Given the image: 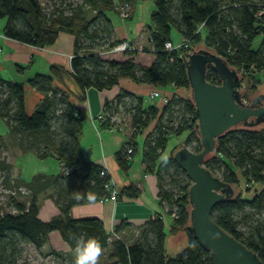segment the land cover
<instances>
[{"label":"trees","instance_id":"1","mask_svg":"<svg viewBox=\"0 0 264 264\" xmlns=\"http://www.w3.org/2000/svg\"><path fill=\"white\" fill-rule=\"evenodd\" d=\"M131 2L82 0L83 5L93 11L92 16L86 18L80 5L65 12L47 10L40 0H0V21H4L3 34L8 38L41 48L52 44L59 31L73 35L69 71L51 64L48 74H35L28 79L27 84L42 95L29 115L23 109V83L0 75V117L6 124L5 136L10 144L18 152L29 151L38 159L52 157L61 162V170L56 175L37 173L28 182L17 176L16 184L24 186L28 198L26 201L10 198L9 209L2 211L0 208V264H18L22 244L30 243L40 248L52 230H57L72 249L76 247L75 238L82 234L98 239L103 250L109 248L108 261L104 264H212L208 251L201 248L187 230V245L174 255L166 254L164 223L158 213L140 226V238L129 244L121 239L109 241V235L96 218H71L68 215L72 205L88 201L86 198L74 199V191L93 193L99 200L108 196L104 185L110 182L106 173L100 174L101 165L85 161L81 156L78 140L82 116L69 101L72 93L68 84L78 87L76 98L79 101L84 99L87 88L109 89L122 77L158 88L171 85L188 89L184 60L190 48L199 44L240 71L250 87L264 84V0H151L153 9L145 27L147 43L141 51L152 56L147 65L135 60L138 50L123 51L122 59H108L100 54L121 41L113 34L108 14L113 11L117 15L116 6L122 3L129 6ZM171 29L188 48H164V42H172ZM256 36L261 38L257 47L252 48ZM27 65H15V69L22 71ZM205 78L211 83L219 82L211 69L206 71ZM52 79L61 83L64 90L52 87ZM119 107L128 114L127 137L132 149V153L127 154L128 143L123 142L115 151L119 169L126 172L135 151L136 136L154 122L143 139L141 159L156 174L158 199L165 206V214L172 217L173 227H184L188 220L186 191L191 182L171 159L172 152L179 146L173 147L162 160L159 155L168 136L182 131H187L183 145L195 152L200 149L190 99L173 94L158 109L153 105L144 106L140 95L120 89L102 106L100 122L103 127H114L111 117L117 114ZM3 146L0 135V148ZM202 164L232 188L239 189L240 185L238 193L234 192L231 198L213 206L210 216L264 263V184L260 189L250 191L253 184L262 183L264 179V122L251 127L238 125L219 135L214 151ZM10 165L0 161V168L10 169ZM48 188L52 190L57 213L42 221L37 216L36 202L38 194ZM137 193L135 188L127 186L114 199L135 197ZM125 226L123 221L119 222L113 233Z\"/></svg>","mask_w":264,"mask_h":264},{"label":"crops","instance_id":"2","mask_svg":"<svg viewBox=\"0 0 264 264\" xmlns=\"http://www.w3.org/2000/svg\"><path fill=\"white\" fill-rule=\"evenodd\" d=\"M129 7V14L124 19H120L115 13L108 14L113 26V34L115 38H126L134 45L146 44L145 27L149 22V14L153 9L152 2L151 0H132ZM3 23V20L0 21V75L11 81L23 83V109L25 114L29 115L42 95L27 84L28 79L35 74H48V67L51 64L62 66L69 71L73 35L65 31H59L52 44L38 48L4 36ZM170 38L174 41L173 43L180 41V36L174 30L173 33L172 31L170 32ZM151 59V55L147 59L139 56L135 58L137 62L143 65H147ZM15 65H27V67L22 71H17ZM260 85L264 86V84ZM51 86L64 90V86L56 79H52ZM154 88L156 86L153 84L135 83L128 78L122 77L118 78L117 84L109 89L98 91L92 87L87 88L84 92V99L79 101L76 98V95L79 94L78 87L73 83L68 84V89L72 93L69 101L74 104L82 116L78 145L83 160L101 165L109 176L112 188L117 193L127 186H131L138 191L135 197L121 200L96 199L95 203H89L88 201L76 203L70 207L68 215L71 218H96L102 224L104 232L109 235V241L121 239L124 243L129 244L140 238V226L154 213H158L164 223V250L166 254L171 256L187 245V233L184 227H173L172 217L165 214V206L158 199L156 174L153 169L146 167L141 159L143 139L153 127L154 122H150L136 136L135 151L131 156L125 173L119 169L114 153L121 147L129 130L119 126L106 128L100 122L102 120L100 113L103 104L112 100L120 89L140 95L143 98L144 106L153 105L159 109L162 105L160 99L148 97L149 92ZM159 89L165 94L174 93L181 97H186L187 95L184 88H176L171 85ZM6 132V124L0 117V135L5 136ZM138 136L141 137L139 153L137 152L138 146L136 142ZM182 144V141H180L176 146L178 147ZM171 148L168 154L173 149ZM11 163L17 170L18 178L23 182L30 181L31 177L37 173L56 175L61 170L60 161L52 157L38 159L29 151L24 153L17 152ZM263 184L264 179L262 183L253 184L250 191L253 192L260 189ZM244 195L247 196L242 193V196ZM36 205L37 216L42 221L49 220L57 213L50 188L38 194ZM121 221L126 226L118 233H113L114 226ZM43 248L48 251V254L60 256L63 264H75L74 249L70 248L61 238L57 230H52L47 234V241L43 244ZM105 251L103 259L106 261L109 248H106ZM99 264L101 263L99 262Z\"/></svg>","mask_w":264,"mask_h":264},{"label":"water","instance_id":"3","mask_svg":"<svg viewBox=\"0 0 264 264\" xmlns=\"http://www.w3.org/2000/svg\"><path fill=\"white\" fill-rule=\"evenodd\" d=\"M184 68L195 117L194 129L200 143L196 152L182 144L171 154L173 162L191 182L186 191L188 220L184 229L208 251L212 264H264L255 252L211 218L213 206L231 198L234 191L202 164L214 151L219 135L238 125L251 127L264 122V93L244 102L238 90L241 76L224 58L204 47L190 48ZM208 69L216 73L217 84L205 78Z\"/></svg>","mask_w":264,"mask_h":264},{"label":"rangeland","instance_id":"4","mask_svg":"<svg viewBox=\"0 0 264 264\" xmlns=\"http://www.w3.org/2000/svg\"><path fill=\"white\" fill-rule=\"evenodd\" d=\"M40 4L41 6L45 7V9L47 10L61 9L65 12H67L72 7L80 5L81 7H83L86 18L91 17L93 14V11L91 9L83 5L82 0H40ZM111 13L114 14L113 11ZM171 31L173 33V29H171ZM172 37H173V34H172ZM260 38L261 36H256L253 39L252 48L257 47L260 41ZM121 40L128 41L126 38H123ZM172 42L174 41L172 40ZM85 43L86 42H84V44ZM139 45H142V44H139ZM134 46H137V45H134ZM194 47L198 48V47H204V46L199 44ZM100 54L103 57L108 58V59H111V58L122 59L121 57L123 53L122 52H111V53L101 52ZM135 55L136 57L139 56L141 58L143 57L147 59L150 57L151 54L137 52ZM246 83H247V80H246ZM247 85H249V83H247ZM250 85L249 87L246 86V90L242 94V97L244 98L245 102H249L257 93H260V92L264 93L263 85H258V86H255L254 88L250 87ZM185 91L187 93L186 97L187 99H189L188 89H185ZM155 98L157 99V97ZM111 119L113 120L115 127L119 126V127H123L125 130L127 129L128 114H127V111L124 110L123 108L119 107L117 114H113ZM186 135H187V131H182L178 134L169 135L164 145V148L161 154L159 155V159L162 160L165 157H167L168 151L171 147L172 148L175 147L180 141H182L183 143L184 142L183 140L186 137ZM2 137H3L4 146L0 148V161H5L11 164L10 169L5 168L4 166L3 168H0V208L2 211H7L9 209L8 207L10 206V201H9L10 198H13L16 201H26L28 198V191L24 188L23 185L16 184L17 176H18L17 170L11 162L13 161V158L17 154L18 150L16 147L10 144V140L6 136H2ZM136 142L138 146L137 152L139 153L140 147H141V137L140 136L137 137ZM192 144L193 143H191L189 146H192ZM233 189L235 193H238V191H240V185H239V189H237L235 186L233 187ZM249 193L250 191L247 192L248 195ZM22 248H23V251L17 261L18 264H63V260L60 259V256L56 254H52V255L50 253L48 254V251L43 248V245L40 248H35L30 243H26V244L24 243L22 244ZM105 252L106 251L103 250V255L100 258L101 264H104L105 262L108 261V260L105 261L103 259Z\"/></svg>","mask_w":264,"mask_h":264},{"label":"built area","instance_id":"5","mask_svg":"<svg viewBox=\"0 0 264 264\" xmlns=\"http://www.w3.org/2000/svg\"><path fill=\"white\" fill-rule=\"evenodd\" d=\"M115 10H116V13L120 19L126 18L129 14L128 13L129 12V6L127 3H122L118 6H116ZM263 26H264V22H263ZM163 46L167 50L174 49V48L177 49L181 46L188 48L186 43H184L183 41L182 42L179 41L178 43L166 41V42H164ZM131 49L132 50H138L141 52L145 49V47H144V45H137V46L130 45L128 41L121 40L119 43H117L115 46L111 47L106 52H109V53H111V52H123V51L131 50ZM237 73H238V75L241 76V82H240V86L238 87V90L240 91L241 96H242L243 92L246 90V80L242 76V73L240 71H237ZM173 94H165V93L161 92V90L159 88L156 87L149 92L148 97L149 98H155V97L159 98L162 105H163L169 100L170 96ZM174 95H177V94H174ZM182 98H186V97H182ZM242 100L245 102L243 97H242ZM124 142L128 143L126 146V153L131 154L132 149H131V145H130V138L126 136V138L124 139ZM127 159H130L129 156H127ZM100 174H105V170L104 169L101 170ZM104 188L107 191L108 196L102 197L99 200L114 199L117 192L114 188H112L111 183L109 182V183L105 184Z\"/></svg>","mask_w":264,"mask_h":264},{"label":"clouds","instance_id":"6","mask_svg":"<svg viewBox=\"0 0 264 264\" xmlns=\"http://www.w3.org/2000/svg\"><path fill=\"white\" fill-rule=\"evenodd\" d=\"M73 198L76 200L86 198L89 203H95L96 200V196L93 193L82 194L79 191L73 192ZM75 240V264H99L103 255L101 242L94 237H86L84 234L76 237Z\"/></svg>","mask_w":264,"mask_h":264}]
</instances>
